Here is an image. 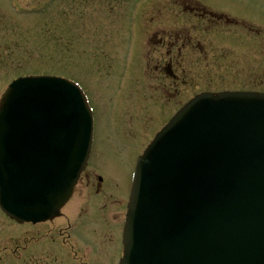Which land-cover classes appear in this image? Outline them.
<instances>
[{
	"label": "rangeland",
	"instance_id": "rangeland-1",
	"mask_svg": "<svg viewBox=\"0 0 264 264\" xmlns=\"http://www.w3.org/2000/svg\"><path fill=\"white\" fill-rule=\"evenodd\" d=\"M189 1L246 25L207 27L195 55L177 42L196 24L183 0H0V98L17 75L64 76L97 121L94 168L58 218L19 228L0 215V264H116L132 165L154 133L198 92H264V0Z\"/></svg>",
	"mask_w": 264,
	"mask_h": 264
},
{
	"label": "water",
	"instance_id": "water-1",
	"mask_svg": "<svg viewBox=\"0 0 264 264\" xmlns=\"http://www.w3.org/2000/svg\"><path fill=\"white\" fill-rule=\"evenodd\" d=\"M19 102H23L21 110ZM31 134L37 135L40 149L49 155L48 179L55 187L49 189L46 185L37 190L28 187L27 196H21L19 186L0 173L3 209L23 221H37L40 216L36 217V212L54 200L49 213L56 215L84 170L91 120L79 92L61 82L13 84L3 97L0 110V144H4L9 161L26 157L27 146L23 143ZM13 143L16 153L9 150ZM165 143L169 150L164 157L169 161L160 163L159 173L149 174L151 154L140 162L138 183L129 205L124 264L133 259L130 252L134 239L141 243L146 235L142 231L155 227L159 220L155 212L167 210L170 229L179 228L184 236V223L197 221L190 220L196 218V203L212 197L218 203L223 195L221 190L231 191L235 201L227 199L214 208L221 218L232 220L221 232L203 230L187 238V244L198 247L193 249L196 251L191 255V264H216L217 256L223 258L225 253L222 248L234 240L251 254L255 264H264V255L256 258L264 249V95L200 96L164 129L156 147ZM194 174L197 177L193 178ZM213 185L216 188L211 192L209 187ZM176 193L177 203L171 201ZM155 195L161 199L158 205L149 202ZM163 227L165 231L163 224L160 229ZM159 239L155 234L144 243L153 244Z\"/></svg>",
	"mask_w": 264,
	"mask_h": 264
},
{
	"label": "flooded vegetation",
	"instance_id": "flooded-vegetation-1",
	"mask_svg": "<svg viewBox=\"0 0 264 264\" xmlns=\"http://www.w3.org/2000/svg\"><path fill=\"white\" fill-rule=\"evenodd\" d=\"M187 7L189 8L188 10H191V12L197 17L199 18L201 21L203 22H206L208 24H210V26L212 25H220L222 23L225 22V18L224 16H220V15H216L214 13L213 14H210V12H205V11H202V8H200L198 5L196 4H190L188 5L187 4ZM177 36V35H176ZM177 41V40H176ZM198 40L197 39H194L192 41V44L188 47L189 50L194 53V54H197V48L199 47L198 44H196ZM211 52H213V50L210 48L209 49Z\"/></svg>",
	"mask_w": 264,
	"mask_h": 264
}]
</instances>
